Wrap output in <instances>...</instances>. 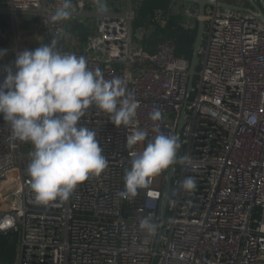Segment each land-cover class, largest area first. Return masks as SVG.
<instances>
[{"label":"built area","instance_id":"built-area-1","mask_svg":"<svg viewBox=\"0 0 264 264\" xmlns=\"http://www.w3.org/2000/svg\"><path fill=\"white\" fill-rule=\"evenodd\" d=\"M173 1L156 9L147 26L134 27L132 0H105L102 15L96 0H72L71 17L58 22L49 17L62 0H0V14L12 16L0 23V49L14 35L0 58V80L17 52L56 36L61 53L85 57L106 80L122 79L137 101L127 125H115L95 105L85 110L78 123L96 133L108 167L90 174L67 201L47 205L35 202L26 171L33 145L14 139L0 116V232L17 237L14 261L0 264H264V24L219 6L230 0H208L203 15L195 5ZM174 14L187 31L207 22L194 86L175 40L161 38L152 51L143 43ZM18 15H26L23 26ZM74 25L86 30L84 41L68 34ZM157 110L161 118L153 121ZM155 128L179 133L177 158L191 162L171 165L134 197L121 198L131 153L146 147ZM136 130L148 135L129 147ZM12 170L17 175L9 178ZM188 176L197 180L193 191L180 188ZM10 182L13 190L3 195ZM145 217L157 225L155 234L140 227Z\"/></svg>","mask_w":264,"mask_h":264},{"label":"clouds","instance_id":"clouds-1","mask_svg":"<svg viewBox=\"0 0 264 264\" xmlns=\"http://www.w3.org/2000/svg\"><path fill=\"white\" fill-rule=\"evenodd\" d=\"M99 5L98 14L107 12ZM72 0H62L60 7L50 14V22L67 20L72 15ZM58 39L40 44L34 50H22L4 66L0 80V116L8 122L12 136L30 142L34 150L27 166L30 188L35 202L67 201L74 189L89 175H99L108 167L96 133L78 122L89 106L95 105L110 116L115 125H127L136 114L137 101L127 92L120 78L106 80L99 69H90L83 56L61 53ZM6 50H0V58ZM157 121L161 113H150ZM158 134L148 141L141 152L131 153V167L126 169L125 187L121 198L134 197L138 189L171 165L190 163V156L177 158L180 147L175 135ZM148 133L136 130L127 137V145L145 141ZM197 187L194 176L185 177L180 188L193 191ZM140 227L155 234L157 225L150 217L140 221Z\"/></svg>","mask_w":264,"mask_h":264},{"label":"trees","instance_id":"trees-1","mask_svg":"<svg viewBox=\"0 0 264 264\" xmlns=\"http://www.w3.org/2000/svg\"><path fill=\"white\" fill-rule=\"evenodd\" d=\"M147 1V0H146ZM172 0H170L171 4ZM141 8L144 7V3L140 5ZM168 7V4L166 7H162L159 5H152L149 4V12L148 14L145 15L143 20L137 19V16L133 22V26L137 27L140 25H145L147 26L150 23V19L152 17V14L156 9H166ZM181 19V17L178 14L171 15L169 18V21L165 27H160L157 26L155 27L149 34V36L146 38L151 39L153 42H145L143 40L145 49H154V45L157 44V42L161 38H172L175 40L177 44V55L179 56H184L186 59L190 61L191 55H192V48H193V43L195 39V34H196V28L193 31H187L184 30L182 27L179 26L178 22ZM4 22L2 15L0 14V23ZM74 30H79V33L81 35H84L86 32L83 27L80 25H76L73 28ZM158 30L159 32V37H154L152 34L155 30ZM11 237L14 238V241L11 240ZM16 241L17 237L15 234H3L0 232V263H11L15 259V253H16Z\"/></svg>","mask_w":264,"mask_h":264},{"label":"water","instance_id":"water-1","mask_svg":"<svg viewBox=\"0 0 264 264\" xmlns=\"http://www.w3.org/2000/svg\"><path fill=\"white\" fill-rule=\"evenodd\" d=\"M181 1H184L186 3L197 6V9H198L200 15H203L204 7L206 5H212V3L208 0H181ZM247 1H248V6H239V5H234L232 3H224V2L219 3V6L224 7V8H229L232 10H236V11L248 12L251 15H253L257 21L264 24V0H247ZM100 3L105 6V0H101ZM203 32H204V23L202 20H199L197 22V28H196V34H195V39H194V43H193L192 55H191V58L189 61V69L191 71L189 83H191L192 72L195 70V65L197 64L198 50H199L201 42H202ZM13 38H14V35L11 33L8 37V42L0 50H5L11 44V42L13 41ZM176 137L178 138V142H179V133L176 134ZM7 175L9 178L16 177V175H17L16 170H12V171L8 172ZM171 176H172V171L169 170L168 180H167L165 194H164V198H163V212H164V208L166 205L168 192L170 189ZM12 190H13L12 182H10V186L4 190L3 195L10 193ZM11 199L12 198L7 199L5 201V203L9 204L11 202ZM11 240L14 241V238L11 237Z\"/></svg>","mask_w":264,"mask_h":264},{"label":"rangeland","instance_id":"rangeland-1","mask_svg":"<svg viewBox=\"0 0 264 264\" xmlns=\"http://www.w3.org/2000/svg\"><path fill=\"white\" fill-rule=\"evenodd\" d=\"M230 1L233 4H237L239 6H248V1L247 0H230ZM142 2L144 3V7L141 8L140 5L142 4ZM169 2H170V0H147V1L146 0H142L141 3H140V5L138 6V10H137L138 16H137V19L143 20L144 17H145V15L148 14V12H149V4L159 5V6H162V7H166L167 4H168V7L169 6L172 7L174 5L173 4L174 1L172 0L171 4ZM162 9H164V8H162ZM1 15H2V18L4 20V22H2L1 24H8V21L9 20H12V16H10V15H6V14H1ZM24 17H26V15H18L17 16V22H18V25L19 26H23V19H24ZM167 23L168 22H166L165 24H163V23L159 22V23H157V25L155 27H157V26L165 27L167 25ZM206 30H207V22L204 23V32H203V37H202L201 45H204L205 42H206ZM158 32L159 31L156 29L152 33L154 35V37H157V36L159 37V33ZM145 42H147L149 44V42H153V41H152V38H151V39H148V40L145 39ZM152 50L151 49H148V51H152ZM200 58H201L200 53H198V60H197V64L195 65L194 72H197L200 69V62H199L200 61ZM196 80H197V75H196V73H194V77H193V80H192V86L195 85Z\"/></svg>","mask_w":264,"mask_h":264},{"label":"crops","instance_id":"crops-1","mask_svg":"<svg viewBox=\"0 0 264 264\" xmlns=\"http://www.w3.org/2000/svg\"><path fill=\"white\" fill-rule=\"evenodd\" d=\"M136 5H140V3H141V1L142 0H132ZM74 26H76V25H74ZM74 26H72V27H70V28H68V34L69 35H71V32H77V34H78V40H80V41H84V39H85V34H86V32L84 33V35H81L80 33H79V30H74L73 28H74ZM86 31V30H85ZM73 35V34H72Z\"/></svg>","mask_w":264,"mask_h":264}]
</instances>
